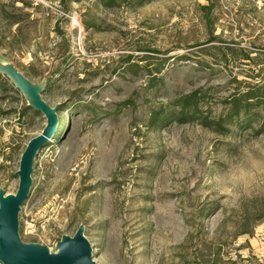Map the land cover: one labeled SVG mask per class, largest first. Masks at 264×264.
Returning a JSON list of instances; mask_svg holds the SVG:
<instances>
[{"label":"rangeland","instance_id":"rangeland-1","mask_svg":"<svg viewBox=\"0 0 264 264\" xmlns=\"http://www.w3.org/2000/svg\"><path fill=\"white\" fill-rule=\"evenodd\" d=\"M104 2L0 0V14L20 21L18 33L0 16V62L45 82L58 118L32 163L20 240L53 252L81 225L95 264H264V219L254 221L264 210L261 120L179 124L171 105L200 90L201 115L213 121L235 90L264 92V0H211L209 16L205 0ZM45 124L2 76L6 194Z\"/></svg>","mask_w":264,"mask_h":264},{"label":"water","instance_id":"water-1","mask_svg":"<svg viewBox=\"0 0 264 264\" xmlns=\"http://www.w3.org/2000/svg\"><path fill=\"white\" fill-rule=\"evenodd\" d=\"M0 75L7 77L27 106L46 120L43 130L27 143L21 155L15 174L18 177L15 194H6L0 189V264H95L81 225L73 236H62L53 252L39 244L20 240L19 213L29 195L32 163L36 154L53 139L58 125L57 107L49 106L42 99L45 82L32 84L13 64L0 62Z\"/></svg>","mask_w":264,"mask_h":264},{"label":"trees","instance_id":"trees-1","mask_svg":"<svg viewBox=\"0 0 264 264\" xmlns=\"http://www.w3.org/2000/svg\"><path fill=\"white\" fill-rule=\"evenodd\" d=\"M62 1V0H61ZM101 3L105 0H99ZM113 0H107L104 2L106 7L113 6ZM207 2L206 5L200 6V10L205 14V16H209V12L211 11V0H205ZM63 5V3H62ZM14 11H20V8L11 6ZM64 11L67 12L66 6H62ZM5 15V12H2V15ZM1 14L0 16L3 17ZM3 19L10 26H17L16 31L20 32V21L18 20L15 14H9ZM209 21V20H207ZM217 38H211L208 43L216 42ZM259 53V52H256ZM252 54V53H250ZM259 55V54H257ZM242 61L251 62L254 61L253 57H250L248 54H242ZM227 60H225L226 62ZM0 75V79H1ZM236 81V80H235ZM236 84H240V82H235ZM246 90L244 91H234L230 94V96L225 100V114L216 120H210L208 117L201 115V109L199 108V104L204 101L201 96L200 90H195L189 94L181 96L177 98L171 104L173 108L178 109V113L174 116V121L179 124H187L193 122L194 120H201V125L204 127H216V129L223 130L225 129L226 124L234 123L236 128H244L249 126L252 122L256 120H261V128L258 131L261 133L264 131V92H262V87L258 84H246ZM29 109V108H26ZM160 115H164L163 113H159ZM159 116L154 117L153 123H160L163 120H159ZM58 139V138H57ZM54 140V136L53 139ZM264 204V200H262ZM264 219V210L255 209L254 213V221L256 223L260 222ZM249 230H245L241 232L242 235H250Z\"/></svg>","mask_w":264,"mask_h":264}]
</instances>
